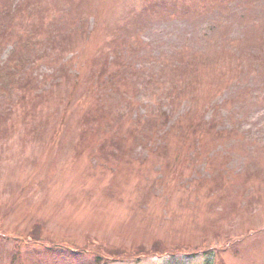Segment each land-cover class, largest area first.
I'll return each mask as SVG.
<instances>
[{
	"label": "rangeland",
	"instance_id": "obj_1",
	"mask_svg": "<svg viewBox=\"0 0 264 264\" xmlns=\"http://www.w3.org/2000/svg\"><path fill=\"white\" fill-rule=\"evenodd\" d=\"M211 248L264 264V0H0V264Z\"/></svg>",
	"mask_w": 264,
	"mask_h": 264
},
{
	"label": "trees",
	"instance_id": "obj_2",
	"mask_svg": "<svg viewBox=\"0 0 264 264\" xmlns=\"http://www.w3.org/2000/svg\"><path fill=\"white\" fill-rule=\"evenodd\" d=\"M32 233L34 234V232H32ZM34 240H38V239H34ZM40 241H37L34 244H31V246L39 245ZM40 249H41V251H39L41 254L40 260H49V259L51 260V259L56 258L57 254L63 255V252H60V251L66 252L67 247L63 243L60 244L59 241L50 240V243H48V244L43 243V248H41V246H40ZM203 252H204L203 255H205V257L207 258V261L204 264H214V258H215L214 250L211 248V251L205 250ZM196 254L197 253H190L187 255H190L191 257H195L194 255H196ZM171 256H173V255H171Z\"/></svg>",
	"mask_w": 264,
	"mask_h": 264
}]
</instances>
